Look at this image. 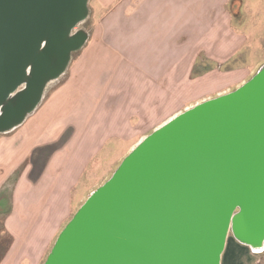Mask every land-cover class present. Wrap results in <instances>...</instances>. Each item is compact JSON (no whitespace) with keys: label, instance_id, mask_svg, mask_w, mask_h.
<instances>
[{"label":"water","instance_id":"water-1","mask_svg":"<svg viewBox=\"0 0 264 264\" xmlns=\"http://www.w3.org/2000/svg\"><path fill=\"white\" fill-rule=\"evenodd\" d=\"M90 0H0V135L23 125L90 33ZM264 252V64L142 140L65 225L44 264H222Z\"/></svg>","mask_w":264,"mask_h":264},{"label":"crops","instance_id":"crops-1","mask_svg":"<svg viewBox=\"0 0 264 264\" xmlns=\"http://www.w3.org/2000/svg\"><path fill=\"white\" fill-rule=\"evenodd\" d=\"M96 1L104 12L68 77L0 135V216L11 239L0 264H44L120 146L249 71L232 0ZM224 254L222 264H262L235 239Z\"/></svg>","mask_w":264,"mask_h":264},{"label":"rangeland","instance_id":"rangeland-1","mask_svg":"<svg viewBox=\"0 0 264 264\" xmlns=\"http://www.w3.org/2000/svg\"><path fill=\"white\" fill-rule=\"evenodd\" d=\"M97 1L96 0H90L89 7H90V15L89 18L84 22L80 28L86 30L90 33V37L93 35V29L96 21L101 17L104 11H102V7H97ZM234 6L232 9H235L236 11V18H235V24L241 29H243L247 35H248V42L245 47V54L241 56V59L244 61V66H247L249 69L248 73L246 75H243L241 78H239L238 82H236L233 85H229V87H226L222 89L219 94L223 93H229L246 83L248 80H250L260 69V67L264 64V0H237L236 4H233ZM83 52V49L77 52L72 59V62L67 69L66 73L62 76V78L58 79L57 81H54L49 84L44 99L42 103L51 95L52 91L59 86L64 80L68 77L69 69L72 65V63L78 58V56ZM248 59V60H247ZM241 61H239L240 63ZM242 64H240L241 66ZM236 66V64H235ZM216 95V94H215ZM202 100V99H200ZM199 100V101H200ZM197 101V102H199ZM195 102V101H194ZM191 103L184 104L179 109H173L168 110V116L167 121L171 120L178 114L190 109L192 106ZM203 101H200L199 103H202ZM42 103L39 107H41ZM198 103V104H199ZM197 105V104H196ZM194 107V106H193ZM192 108V107H191ZM36 114V111L28 117L31 118ZM159 128V126H152L149 128L148 131L141 133L136 136L135 140L133 142L126 143V145H122L119 147L117 156L113 158H109L108 162H106V171L110 170L111 172H106L102 174L103 180L102 182H105L108 180L111 175L114 173V171L117 169V167L120 165V163L123 161V159L149 134H151L154 130ZM3 222L4 217L0 216V256L3 253L4 249L9 245L10 243V237L3 233ZM229 243L234 241V238L232 236L229 237ZM225 255V254H224ZM257 256L261 257V262L264 264V252L254 254L253 259Z\"/></svg>","mask_w":264,"mask_h":264},{"label":"trees","instance_id":"trees-1","mask_svg":"<svg viewBox=\"0 0 264 264\" xmlns=\"http://www.w3.org/2000/svg\"><path fill=\"white\" fill-rule=\"evenodd\" d=\"M236 1H237V0H232V1H231V5H232V7L234 6L233 4H236ZM75 54H76V53H75ZM75 54H74V55H75ZM74 55H73V56H74Z\"/></svg>","mask_w":264,"mask_h":264}]
</instances>
